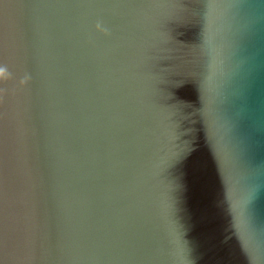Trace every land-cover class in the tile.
I'll return each instance as SVG.
<instances>
[{"label": "water", "instance_id": "water-1", "mask_svg": "<svg viewBox=\"0 0 264 264\" xmlns=\"http://www.w3.org/2000/svg\"><path fill=\"white\" fill-rule=\"evenodd\" d=\"M0 67V264H264V0H0Z\"/></svg>", "mask_w": 264, "mask_h": 264}, {"label": "clouds", "instance_id": "clouds-1", "mask_svg": "<svg viewBox=\"0 0 264 264\" xmlns=\"http://www.w3.org/2000/svg\"><path fill=\"white\" fill-rule=\"evenodd\" d=\"M98 27H99V25H98ZM10 76H11V73H9L6 68L0 67V79H7ZM27 79H28V77H25L24 79H22L20 81V83L21 84L25 83Z\"/></svg>", "mask_w": 264, "mask_h": 264}]
</instances>
